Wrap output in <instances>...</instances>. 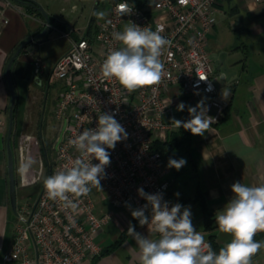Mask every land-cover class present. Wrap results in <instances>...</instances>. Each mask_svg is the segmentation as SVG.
Here are the masks:
<instances>
[{
  "label": "built area",
  "instance_id": "obj_1",
  "mask_svg": "<svg viewBox=\"0 0 264 264\" xmlns=\"http://www.w3.org/2000/svg\"><path fill=\"white\" fill-rule=\"evenodd\" d=\"M9 1L6 0L7 5ZM109 1L111 4L103 9L106 17L94 18L92 35L71 40L68 50L55 61L48 75L50 80L61 82L54 115L65 122L48 176L71 166L79 153L70 140L86 128H96L100 113L114 115L127 138L114 149H107L110 164L101 180V189L93 187L87 196L73 198L78 204L75 210L49 199L44 184L34 200L16 203L12 245L1 264H80L98 257L103 248L96 238L113 218L114 210L129 208L126 205L135 210L147 203L138 195L139 188L149 194L162 193L169 207L176 204L171 197L170 169L152 148L155 141H163L169 131L178 129L172 120L164 122V116L172 111L171 101L185 97L195 107L204 100L207 114L214 118L211 126L222 120L228 107L215 86L217 78L213 75L209 49L218 0H146L143 6L127 0L133 12L125 16L116 10L125 0ZM2 22L6 25L8 20ZM131 22L153 31L162 29L161 35L170 44L160 56L163 64L160 83L129 93L115 78H104L101 65L110 50L122 47L113 39V32L122 31ZM61 37L68 38L69 34L61 33ZM32 68L39 78L44 72L43 59L35 58ZM92 163L99 162L92 160ZM94 196L111 210L97 215ZM150 214L149 207L146 215ZM70 220H74V225Z\"/></svg>",
  "mask_w": 264,
  "mask_h": 264
},
{
  "label": "crops",
  "instance_id": "obj_2",
  "mask_svg": "<svg viewBox=\"0 0 264 264\" xmlns=\"http://www.w3.org/2000/svg\"><path fill=\"white\" fill-rule=\"evenodd\" d=\"M34 1L47 13L49 23L46 34L25 47L13 63L11 76L16 92L21 88L22 93L28 89L29 80L40 82L43 75L36 78L33 73L35 58L45 57L53 67L68 50L71 40L87 36L94 29L90 21L98 0ZM9 3L7 5L6 0H0V264L12 245L14 221L6 173L9 93L4 71L19 45L39 34L46 26L41 15L12 1ZM216 10L217 21L209 36V47L214 46L217 55L226 53L229 72L236 73L228 82L224 80L226 97L216 87L219 95L227 100L228 110L225 117L217 125L210 126L203 136H194L191 154L195 169L178 179L171 190L176 203L190 208L192 223L204 236L200 208L193 201L197 189L215 215L231 198L233 183L241 182L248 186L264 183V0H218ZM3 18L8 20L6 25ZM61 33H68L69 37H61ZM45 45H62V48L54 54L51 51L35 54L34 48L39 50ZM171 109L173 118L170 113L166 114L169 121L180 120L182 114L177 111L176 99L171 101ZM13 145L17 147L14 142ZM102 205V211L97 213L99 216L111 210L106 203ZM131 211L129 208L114 210L113 218L96 238L104 249H109L115 242L118 245L104 255L80 264H140L138 245L127 232L129 225L143 236L153 238L154 234L146 225L141 226ZM215 233L219 248L231 241V236L221 233L218 228ZM254 239L264 241V232H257ZM251 264H264V248L251 258Z\"/></svg>",
  "mask_w": 264,
  "mask_h": 264
},
{
  "label": "clouds",
  "instance_id": "obj_3",
  "mask_svg": "<svg viewBox=\"0 0 264 264\" xmlns=\"http://www.w3.org/2000/svg\"><path fill=\"white\" fill-rule=\"evenodd\" d=\"M116 10L121 16L131 15L133 7L125 0L117 5ZM92 15L103 20L107 13L100 10L93 11ZM161 31L160 28L153 31L132 22L126 24L122 31H114L113 39L122 47L109 51L101 65L102 76L115 78L129 93L159 84L163 76L160 56L165 46L170 44ZM227 94L225 91L224 97ZM184 109L183 102L177 105V111ZM188 113L191 118L187 121L172 120L175 127H183L194 136H203L208 132L214 118L207 114L204 100L195 107H188ZM126 138L125 129L114 115L100 113L96 128H86L70 140L79 153L71 166L44 179L48 198L75 210L78 204L73 198L78 200L87 196L93 187L101 189V180L105 178V169L110 164L107 149H114L118 142ZM92 160L99 163L93 164ZM185 164L183 158H170L167 167L180 170ZM137 191L147 203L132 210L131 215L141 226L147 225L154 234L153 238L143 236L135 231L133 225H129L127 232L138 245L140 264H251V258L264 248V241L254 239L257 232H264V183L248 186L235 182L231 185V198L215 214L218 230L230 235L231 241L218 253L206 242L204 234L195 229L189 207L180 203L169 207L162 193L149 194L143 188ZM149 207L150 217L146 215ZM70 223L74 225L75 222L70 220Z\"/></svg>",
  "mask_w": 264,
  "mask_h": 264
},
{
  "label": "rangeland",
  "instance_id": "obj_4",
  "mask_svg": "<svg viewBox=\"0 0 264 264\" xmlns=\"http://www.w3.org/2000/svg\"><path fill=\"white\" fill-rule=\"evenodd\" d=\"M110 4L111 2L106 0L100 9L105 10ZM84 21L85 17L82 19V24ZM61 48L62 45H45L43 48H39V50L34 48V52L35 54L37 53V55H41L42 52L45 54V51H48V53L51 51L52 54H54ZM209 49L211 52L214 75L216 73L215 67L218 62L217 49H215L214 46H210ZM43 62L44 73L40 77L41 84L39 85V82L31 79L27 82L28 89L24 91V93H22L21 88L17 89L18 102L13 116V131L11 135V145L14 142L17 147L14 145L11 147L13 152L14 168L16 170V203L18 204H20L22 200L26 202L29 199L34 200L36 198L44 184V179L48 177L47 166H45V163H47L51 169V166L56 158L54 144L51 142L50 138L51 134L54 132L52 124L61 123V121L57 120L54 115V106L61 82L50 80L48 78L52 65L48 59H45V57ZM224 85V80H221L220 78L216 79L215 86L220 89L221 94L225 92ZM46 90L47 102L45 104L44 122L47 123V134H44V141L46 143V155L44 156L41 149V138L39 137L38 126L40 121L39 119L43 111L44 92ZM180 100L176 99L177 105L181 103ZM190 107H194V104H190ZM171 113L169 115L172 117ZM164 121L165 123H169L168 115L164 117ZM24 166H26V170H23ZM188 171L191 170L187 168L186 173H188ZM22 184H27L29 186L21 188L20 186H22ZM22 196L23 199L21 200L20 197ZM94 203L96 205V213H100L103 209V205L98 196H94Z\"/></svg>",
  "mask_w": 264,
  "mask_h": 264
},
{
  "label": "trees",
  "instance_id": "obj_5",
  "mask_svg": "<svg viewBox=\"0 0 264 264\" xmlns=\"http://www.w3.org/2000/svg\"><path fill=\"white\" fill-rule=\"evenodd\" d=\"M131 1L136 3L137 6H143L146 0H131ZM99 4H100V0L97 1L94 11L98 10ZM22 6H25L27 9L34 11L37 15H40L37 9L29 5L28 3H23ZM94 18L95 16L92 15L91 21H90L91 27L94 24ZM91 27H90V30H92ZM92 33H93V30L91 32L89 31V33H87V36H91ZM180 101L185 104V109L181 111L182 117L180 120L187 121L188 119L191 118L188 113V107H190V104L188 103L185 97H181ZM17 102H18V98H17ZM16 107H15V110H16ZM15 110H14V113H15ZM227 110H228V107L224 112L223 118L225 117ZM193 140H194V135H192L190 131H186L183 129V127H181L176 130L169 131L167 133L165 140L155 141L153 143V146H152L153 150L161 154L163 162L166 166L170 158L172 159L183 158L186 160V164L180 170H176L175 168L168 167L171 172V178H172L173 183H175L178 179H180L186 173L187 168H189L192 171H194L195 169V164L193 162V158L191 154ZM45 166H47V176H48L50 173V166H48L47 163H45ZM193 201L197 203V205L200 208V212L203 218V231L205 232V238L211 244L212 249L218 253L220 248L217 246L215 242V239H216L215 232L218 228V226L215 223V215L213 211L207 205L205 198L199 189L196 190L194 197H193ZM116 245H118V242H115L113 246H111L109 249L103 248L98 257L104 255L105 253L110 251L112 247H115Z\"/></svg>",
  "mask_w": 264,
  "mask_h": 264
},
{
  "label": "water",
  "instance_id": "obj_6",
  "mask_svg": "<svg viewBox=\"0 0 264 264\" xmlns=\"http://www.w3.org/2000/svg\"><path fill=\"white\" fill-rule=\"evenodd\" d=\"M14 3H17L19 5H22L23 3H28L29 5L35 7L37 11L40 13V15L43 17L45 21V27L44 29L37 35H35L33 38L28 39L21 43L19 47L14 51V53L10 56L6 67L4 71V78L6 87L9 93V105L7 108V133H6V142H5V150H6V173H7V186H8V197H9V206L11 211L14 213L16 208V177H15V168H14V161H13V152L11 147V135L13 131V116H14V110L17 105V92L16 87L13 82L12 76H11V69L13 66V63L21 53V51L27 47L32 42H35L42 38L46 32H47V25L49 23L48 15L44 11V9L34 0H10ZM226 53H220L218 55V63L215 67V74L214 76L216 78H220L225 81H229L232 77L235 76V72L230 73L229 69L225 62ZM39 85L41 82L38 83ZM60 142V138L57 141L55 145V150L57 145Z\"/></svg>",
  "mask_w": 264,
  "mask_h": 264
},
{
  "label": "flooded vegetation",
  "instance_id": "obj_7",
  "mask_svg": "<svg viewBox=\"0 0 264 264\" xmlns=\"http://www.w3.org/2000/svg\"><path fill=\"white\" fill-rule=\"evenodd\" d=\"M218 55H217V58H218ZM46 98H47V90L44 92V106H43L42 114H41L40 119H39L40 121H39V126H38V133H39V137L41 138V149H42L44 156L46 155L45 154L46 143L44 141V134L45 135L47 134V132H46L47 131V125H46L47 123L44 122V115H45V108H46L45 104L47 102ZM52 126L54 127V132L51 134L50 140L54 144V150H55V145H56L57 141L59 140V138H60V140L62 139L63 132L65 129V122L61 121V123H58V124L53 123Z\"/></svg>",
  "mask_w": 264,
  "mask_h": 264
}]
</instances>
